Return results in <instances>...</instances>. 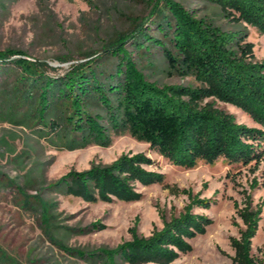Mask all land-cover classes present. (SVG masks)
<instances>
[{
	"label": "trees",
	"instance_id": "1",
	"mask_svg": "<svg viewBox=\"0 0 264 264\" xmlns=\"http://www.w3.org/2000/svg\"><path fill=\"white\" fill-rule=\"evenodd\" d=\"M206 1L264 35V0ZM248 36L246 29H224L176 0H158L137 28L109 42L103 57L80 62L65 73L51 74L42 61L19 50L0 49V107L14 123L70 149L108 146L113 132L127 131L177 166L193 168L202 160L213 164L220 158L259 165L264 161V60H257ZM159 58L170 72L193 76L199 85L151 80L145 63L153 67ZM218 101L247 112L259 126L238 122ZM153 163L146 153H123L111 163L71 170L48 189L92 202L137 201L143 195L137 184L165 180L162 172L148 168ZM18 190L21 200L24 192ZM189 196L184 211L165 219L151 235L140 234L136 222L130 228L132 238L114 248L66 250L93 263L178 264L182 254L192 251L191 240L213 222L194 211L211 207L212 200ZM23 200L25 207L40 209V225L51 237L56 227L51 204L40 198L37 203ZM238 214L244 228L231 237L234 264H264V252L253 253L263 205L249 194Z\"/></svg>",
	"mask_w": 264,
	"mask_h": 264
},
{
	"label": "rangeland",
	"instance_id": "2",
	"mask_svg": "<svg viewBox=\"0 0 264 264\" xmlns=\"http://www.w3.org/2000/svg\"><path fill=\"white\" fill-rule=\"evenodd\" d=\"M176 1L224 29H246L257 60H264V35L255 27L226 17L219 5L206 0ZM157 3L158 0H0V49L19 50L42 61L51 74L65 73L80 62L103 57L109 42L137 28ZM145 65L148 77L161 85H199L193 76L170 72L161 58L153 67ZM217 105L233 113L238 122L259 126L242 109L223 101ZM140 152L154 160L149 169L165 175L163 183L137 184L143 194L140 200L92 202L48 189L71 170H85L92 163H111L123 153ZM263 173L264 161L245 165L220 158L213 164L202 160L193 168L177 166L127 131L113 132L108 146L89 144L70 149L41 138L28 126L14 123L0 107V264H103L66 249L114 248L132 238L130 228L136 222L140 234L151 235L164 226L165 219L184 211L190 202L189 193L212 200L211 207L197 206L194 211L208 215L213 222L205 234L191 240L192 251L182 254L176 263L234 264L231 237L239 236L244 228L238 207L244 206L249 194L255 204L263 205L253 239V253L261 256ZM19 188L24 192L21 200ZM24 198L34 203L40 198L51 204L56 226L50 232L53 239L40 225V209L25 207Z\"/></svg>",
	"mask_w": 264,
	"mask_h": 264
}]
</instances>
